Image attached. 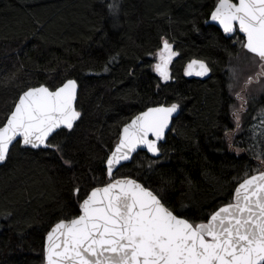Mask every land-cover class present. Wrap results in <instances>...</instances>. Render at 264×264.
I'll return each mask as SVG.
<instances>
[{
	"label": "trees",
	"instance_id": "1",
	"mask_svg": "<svg viewBox=\"0 0 264 264\" xmlns=\"http://www.w3.org/2000/svg\"><path fill=\"white\" fill-rule=\"evenodd\" d=\"M216 2L0 0V121L27 88L54 90L67 79L77 81L76 107L82 113L73 132L52 141L71 167L53 149L20 145L0 167V264H44V237L67 206L76 207L73 189L90 190L107 179L105 161L120 129L148 107L179 103L182 112L153 168L148 163L154 159L139 152L117 177L143 183L195 222L207 221L231 201L236 185L260 162L245 148L261 151L264 143V137L253 138L264 115V75L255 76L261 80L256 94L239 91L246 103L236 152L225 129H235L232 113L241 108L229 67L239 51L234 37H242L226 38L206 24ZM110 3L119 6L116 16ZM161 37L179 53L167 83L153 69ZM193 59L208 64L207 78L184 75Z\"/></svg>",
	"mask_w": 264,
	"mask_h": 264
},
{
	"label": "snow or ice",
	"instance_id": "2",
	"mask_svg": "<svg viewBox=\"0 0 264 264\" xmlns=\"http://www.w3.org/2000/svg\"><path fill=\"white\" fill-rule=\"evenodd\" d=\"M108 8L113 16L118 14V4L110 3ZM210 21L229 37L243 34V49L258 58L262 71L257 75H264V0H217ZM161 39L153 69L167 83L172 79L169 66L179 53L166 37ZM210 71L205 61L193 59L184 75L205 77ZM77 88L76 80L67 79L54 90L40 85L23 91L0 121V164L20 145L53 149L71 167L61 145L52 141L73 132L81 119ZM240 99L241 108L232 113L235 129H225L229 148L241 131L246 101ZM181 112L179 103L160 104L123 125L105 161L107 179L90 190L74 188L76 207L67 206L65 215L47 231L44 264H264V170L243 179L231 201L210 213L206 222L177 213L136 179L117 177L119 168L134 159L138 149L157 158L148 163L153 168L163 154L160 142L174 130L170 126ZM259 127L260 132L253 129L254 139L264 137V115ZM256 158L264 165V143Z\"/></svg>",
	"mask_w": 264,
	"mask_h": 264
},
{
	"label": "rangeland",
	"instance_id": "3",
	"mask_svg": "<svg viewBox=\"0 0 264 264\" xmlns=\"http://www.w3.org/2000/svg\"><path fill=\"white\" fill-rule=\"evenodd\" d=\"M234 39L237 42V47L239 51H238V54H236L235 63L231 65L232 67H229L230 87L232 88L231 90L232 91L235 90L237 93H239V91L243 87V84H246L249 81V79L252 78V80L254 81H252L250 84L247 83L248 84L247 90L251 92L252 94H256V92L259 91V87L261 85V80L255 81L256 79L255 76L258 74V72H260L259 71L260 62L258 58L253 57L251 54L247 53L245 49H243L241 45V38L239 39L238 36H235ZM262 78H264V76ZM235 93H233V96L237 94ZM238 105L240 108L241 104L239 103ZM245 149L246 151L250 152L251 155L256 160H258L256 158V154L260 152L259 149L253 150L249 146H246ZM233 150L237 152L235 146L233 147ZM263 167L264 165L260 164V162H255L252 173L255 174L258 171L264 170L262 169ZM246 175L247 174H245V176Z\"/></svg>",
	"mask_w": 264,
	"mask_h": 264
},
{
	"label": "water",
	"instance_id": "4",
	"mask_svg": "<svg viewBox=\"0 0 264 264\" xmlns=\"http://www.w3.org/2000/svg\"><path fill=\"white\" fill-rule=\"evenodd\" d=\"M233 2H236V0H233ZM206 24L207 25H213V26H215L216 28H218L219 29V31L222 33V35L224 36V37H226V38H231V37H233L234 35H236V34H234V35H232L231 37H229V36H227L226 34H224L223 33V31L219 28V26L218 25H216V24H214V22H211L210 21V16H209V18H208V20H207V22H206ZM239 36H241L242 37V35L243 34H239V33H237ZM250 54V53H249ZM252 55V54H251ZM260 69H261V66H260ZM210 75V72H209V74H208V76ZM208 76H205V77H197V76H191L192 78H195V79H205V78H207ZM252 80V79H251ZM78 85V84H77ZM78 90H79V87L77 88V93H78ZM18 100V99H17ZM138 115V114H137ZM136 116V115H135ZM134 116V117H135ZM133 117V118H134ZM131 122V120L128 122V123H130ZM172 126V125H171ZM170 126V127H171ZM123 127V126H122ZM121 130H122V128L120 129V132H121ZM169 132V131H168ZM168 132L166 133V136H167V134H168ZM164 142H165V140L164 141H161L160 142V144L162 145V144H164ZM22 148H24V147H22ZM25 149H31V148H25ZM114 149V148H113ZM31 150H34V149H31ZM139 152H144V153H146L150 158H152V159H154V160H157V158L156 157H152L151 156V154H149V153H147V151L146 150H140V149H138V152L137 153H139ZM134 156L136 155V154H133ZM161 157V156H160ZM159 157V158H160ZM158 158V159H159ZM132 161V160H131ZM131 161H128V162H124V165L125 164H128V163H130ZM5 164V162L3 163V164H0V167L2 166V165H4ZM256 174V173H255ZM253 175V174H252ZM251 176V175H250ZM248 177V176H247ZM246 178V177H245ZM245 178H243V179H245ZM243 179L240 181V182H242L243 181ZM239 182V183H240ZM238 183V184H239ZM238 184L236 185V187L238 186ZM235 187V188H236ZM234 191H235V189H234ZM234 191H233V194H234ZM233 196V195H232ZM217 210V209H216ZM209 218V217H208ZM206 222V221H205ZM46 236V235H45ZM44 240H45V237H44ZM44 245V244H43ZM43 258H44V254H43Z\"/></svg>",
	"mask_w": 264,
	"mask_h": 264
},
{
	"label": "flooded vegetation",
	"instance_id": "5",
	"mask_svg": "<svg viewBox=\"0 0 264 264\" xmlns=\"http://www.w3.org/2000/svg\"><path fill=\"white\" fill-rule=\"evenodd\" d=\"M247 86H248L247 83L245 84V87H244V85H243V91L246 90ZM240 97L243 98V94H242L241 92H239V93H237V94L235 95V98H236L237 101L241 104V99H240ZM243 100H244V99H243ZM244 111H245V110H244Z\"/></svg>",
	"mask_w": 264,
	"mask_h": 264
}]
</instances>
